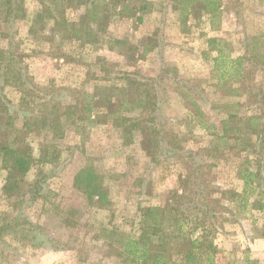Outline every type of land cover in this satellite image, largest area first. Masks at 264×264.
Wrapping results in <instances>:
<instances>
[{
    "label": "rangeland",
    "instance_id": "rangeland-1",
    "mask_svg": "<svg viewBox=\"0 0 264 264\" xmlns=\"http://www.w3.org/2000/svg\"><path fill=\"white\" fill-rule=\"evenodd\" d=\"M72 1L65 14L69 20L79 21V36L70 33L64 37L51 28L50 22L32 28L41 9L37 0H26L25 19L10 23L8 14H0V32L13 35L18 58L27 64L33 80L40 85L53 83L70 88L73 92L64 91L62 100L77 99L81 105L75 122L62 119L65 135L56 140L60 157L52 164L34 167L28 175V180L33 181L42 178L39 169L48 174L40 196L34 201L26 200L23 206L30 220L42 225L53 243L36 247L22 240L20 233L7 234L0 241V264H118L114 257L104 256L100 225L129 228V222L139 218L140 206L163 205L170 191L180 187L187 167L163 144L157 154L159 160L154 162L144 150L139 129L126 139L103 109L98 110L99 116L83 118L82 106L94 103L91 95L97 100L116 91L124 81L120 77L127 71L138 78H157L158 121L182 147L181 153L196 152L198 162L209 164L210 195L220 196L221 188H242L237 177L242 159L236 150L237 145H246L245 140H214L222 134V121L227 117L225 110L216 105L230 99L240 102L234 111V124L247 115L260 114L261 106L248 94L229 97L217 90L212 59L215 52L210 51L207 38L223 37L228 43L224 44L226 52L233 56L246 53V49L255 55L264 52V43L253 50V37L264 41V0H221L222 7L212 14L204 12L203 3L194 2V12L186 23L182 20L186 11L182 0H130L125 14L120 8L102 4L101 12L106 17L98 25L104 29H98L90 42L82 38L80 23L86 6L82 0ZM144 3L148 7L145 11L139 8ZM92 25L96 26L94 22ZM7 44V38H0V47ZM256 60L260 65L255 66L249 83L264 89V66L257 55ZM245 66L250 69V62L246 61ZM188 87L193 89L184 97L181 90L186 92ZM5 93L17 102L19 93L15 88L8 86ZM196 109L204 116L197 114ZM140 112L141 108H136L122 115ZM30 140L38 155L42 138L32 136ZM1 164L0 158V221L15 213L16 207L11 203L18 196L28 197L26 192L13 197L5 193ZM83 168L104 177L113 213L99 207L97 201L88 200L76 177ZM263 224L264 208L226 221L212 235L218 246L216 264H251L253 259L264 264V237L254 231V227Z\"/></svg>",
    "mask_w": 264,
    "mask_h": 264
},
{
    "label": "trees",
    "instance_id": "trees-1",
    "mask_svg": "<svg viewBox=\"0 0 264 264\" xmlns=\"http://www.w3.org/2000/svg\"><path fill=\"white\" fill-rule=\"evenodd\" d=\"M25 2L26 0H0V14H8L10 23L25 19L28 15ZM37 2L41 9L33 20L32 28L50 22L51 28L64 37L70 33L79 36V21L69 20L65 14L66 8L72 5V0ZM129 2L130 0H82V5L86 6L80 17L82 38L90 42L97 36L98 29H104L98 25L106 17L101 12L102 4L120 8L121 13L125 14ZM194 2L203 3L207 14L215 13L223 5L221 0H182L181 3L186 8L185 13H182L185 23L194 12ZM139 8L147 10V3L140 4ZM138 19L141 20V17ZM12 37L10 32H0V38L8 40L6 47H0V158L5 174V193L13 197L26 192L28 197L24 199L18 196L11 203L16 207L15 213L0 221V241H4L7 234L20 233L22 240L39 247L47 245L45 242L53 243V240L44 234L42 225L30 220L24 212L23 203L26 200L34 201L40 196L48 174L39 169L38 174L42 178L33 181L28 180V175L34 167L52 164L60 157L56 140L65 135L62 119L75 122L81 112V105L77 99L71 102L62 100L64 91L73 92L70 88L53 83H36L27 64L18 58L19 53ZM253 41L254 51L264 43L263 39L256 37H253ZM207 42L210 51L215 52L212 59L217 72V90L229 97L248 94L250 100L255 99L261 106L260 114L247 115L238 124H234L237 117L234 111L240 102L230 99L216 105L225 110L227 117L222 121V134L217 135L214 140H245L246 145H237L236 150L242 159L237 167V177L242 181L241 189L221 188L220 196L210 195L208 186L212 181L207 178L209 164L198 162L196 152L181 153L182 147L169 136L170 133L163 130L158 121L160 104L157 78H138L127 71L120 77L124 81L116 91L97 100L91 95L94 103L90 101L82 106L83 118L99 116L98 110L103 109L108 116H112L114 126L121 128L126 139L132 138L133 131L139 129L143 135L144 150L152 161L159 160L157 154L163 144L187 167V174L180 179V187L170 191L167 201L163 205L140 206L139 218L129 222V228L110 223L100 225L99 236L103 240L104 256L114 257L118 264H216L218 246L213 242L212 235L220 231L226 221L237 218L246 211L264 208V89H259L256 83H249L255 66L260 65L256 55L264 66V52L255 55L246 49V53L233 56L231 52H226L224 44L228 43L223 37L211 36L207 38ZM246 61L251 64L250 69L245 66ZM105 73L108 76L109 70L106 69ZM8 86L19 93L17 102L6 95L5 88ZM189 89L193 88H185L186 92L181 90L184 97L189 94ZM192 103L195 107L198 106L195 101ZM136 108H141L139 114L122 115V112ZM196 113L204 116L199 109H196ZM18 121L21 125L16 123ZM32 136L42 138L38 144V155L30 140ZM167 150L165 149L166 152ZM76 177L90 202L95 200L102 209L114 212L109 189L102 175L96 174L93 169L83 168ZM254 231L264 237V224L254 227ZM251 262L258 264L257 259Z\"/></svg>",
    "mask_w": 264,
    "mask_h": 264
}]
</instances>
